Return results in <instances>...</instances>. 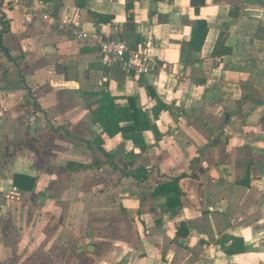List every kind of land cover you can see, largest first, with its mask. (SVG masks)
<instances>
[{
	"label": "crops",
	"instance_id": "crops-1",
	"mask_svg": "<svg viewBox=\"0 0 264 264\" xmlns=\"http://www.w3.org/2000/svg\"><path fill=\"white\" fill-rule=\"evenodd\" d=\"M80 1L0 0V264L18 260L12 245L23 242L9 213L40 181L74 179L93 199L85 208L114 214L80 227L88 264H264V0H205L197 15L190 0ZM198 19L208 32L193 53ZM134 38L154 46V70L136 77L103 63L100 41ZM101 92L146 112L158 136L142 134L143 153L94 123L88 107ZM158 102L166 110L154 120ZM139 169L142 182L123 176ZM15 175L32 190L15 189ZM230 238L243 253L222 251Z\"/></svg>",
	"mask_w": 264,
	"mask_h": 264
},
{
	"label": "rangeland",
	"instance_id": "rangeland-1",
	"mask_svg": "<svg viewBox=\"0 0 264 264\" xmlns=\"http://www.w3.org/2000/svg\"><path fill=\"white\" fill-rule=\"evenodd\" d=\"M71 187L76 189V193L72 195L67 192ZM37 188L35 196L42 194L41 199L46 206L45 209L39 208L38 201L33 196L30 200L22 201L23 209L18 207L12 210L11 214L9 213L10 216L8 215V219H13L17 215L21 227L15 228H19L18 235L23 242L20 246L12 245L14 254L20 255L18 260H6L4 264H88L83 257L87 254V250L77 243V240L81 239L80 227L84 225L86 219L89 223L112 222L114 214H98L85 208V203L93 199L81 195L79 179L71 180L66 185L60 180L52 183L47 180L40 181ZM43 194L47 197H43ZM14 200L17 204L20 201L17 198ZM12 201L11 199L10 202ZM8 225L9 223L5 221V237L8 236ZM55 240L60 243H56Z\"/></svg>",
	"mask_w": 264,
	"mask_h": 264
},
{
	"label": "trees",
	"instance_id": "trees-1",
	"mask_svg": "<svg viewBox=\"0 0 264 264\" xmlns=\"http://www.w3.org/2000/svg\"><path fill=\"white\" fill-rule=\"evenodd\" d=\"M157 1V0H152ZM205 0H190V6L194 8V12L197 15L199 8L203 6ZM78 7L82 6V2L78 0ZM132 10V3L126 4V33L133 31V16L129 11ZM98 24H109L112 19L103 15L92 14ZM208 32V25L204 20H196L194 26L191 29V38L187 45L189 51L193 53H199L206 35ZM130 49H135L139 45L138 39H133L131 43L127 44ZM225 51L222 50V53ZM146 90L149 89L145 87ZM92 96H98L99 99L93 106H89L88 110L93 118L94 123L98 124L102 129V134L108 138H113L116 135H120L124 140L130 141L133 145L137 146L139 151L143 153L146 150L142 134L146 131H151L155 136H158L157 129L151 124L147 114L142 109H137L133 102H130L128 107H119L115 105V99L111 97L107 92H101L100 94H91ZM166 106L161 102L152 109V117L154 120L158 118L160 112L165 111ZM148 172L145 169H139L136 172L124 173L123 176L131 177L137 182H142L146 179ZM12 186L22 192H30L34 186V180L25 177L15 175L12 179ZM180 228H184L186 231L184 235H187V229L184 224L180 225ZM179 233V231H178ZM230 246H226L225 241L220 243L222 251L227 255H234L243 253L244 244L243 241L236 238H230Z\"/></svg>",
	"mask_w": 264,
	"mask_h": 264
},
{
	"label": "built area",
	"instance_id": "built-area-1",
	"mask_svg": "<svg viewBox=\"0 0 264 264\" xmlns=\"http://www.w3.org/2000/svg\"><path fill=\"white\" fill-rule=\"evenodd\" d=\"M76 36L83 38L85 34L77 32ZM98 46L105 65H116L127 74L139 77L147 75L156 67L154 46L148 42L137 45L135 49H130L126 43L116 39L102 40Z\"/></svg>",
	"mask_w": 264,
	"mask_h": 264
}]
</instances>
